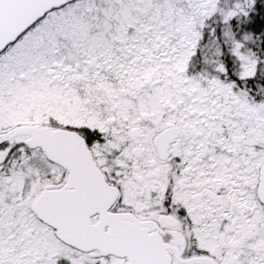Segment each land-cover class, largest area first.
<instances>
[{
	"label": "snow or ice",
	"instance_id": "6c2138e0",
	"mask_svg": "<svg viewBox=\"0 0 264 264\" xmlns=\"http://www.w3.org/2000/svg\"><path fill=\"white\" fill-rule=\"evenodd\" d=\"M0 264H264V0H0Z\"/></svg>",
	"mask_w": 264,
	"mask_h": 264
}]
</instances>
